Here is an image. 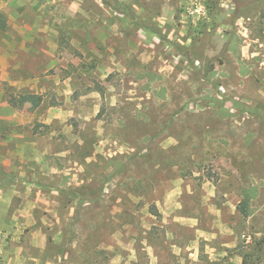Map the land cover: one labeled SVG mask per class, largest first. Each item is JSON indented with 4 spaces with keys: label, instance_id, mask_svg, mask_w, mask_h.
Segmentation results:
<instances>
[{
    "label": "rangeland",
    "instance_id": "rangeland-1",
    "mask_svg": "<svg viewBox=\"0 0 264 264\" xmlns=\"http://www.w3.org/2000/svg\"><path fill=\"white\" fill-rule=\"evenodd\" d=\"M245 254L264 264V0H0V264Z\"/></svg>",
    "mask_w": 264,
    "mask_h": 264
},
{
    "label": "trees",
    "instance_id": "trees-1",
    "mask_svg": "<svg viewBox=\"0 0 264 264\" xmlns=\"http://www.w3.org/2000/svg\"><path fill=\"white\" fill-rule=\"evenodd\" d=\"M9 102L13 106H23L25 103L30 104L31 109H35L39 107L43 103V95L36 94V93H22L19 94V96H10ZM241 212L246 216V207L241 204L240 205ZM249 256V254H245L243 258V264H246V257Z\"/></svg>",
    "mask_w": 264,
    "mask_h": 264
}]
</instances>
